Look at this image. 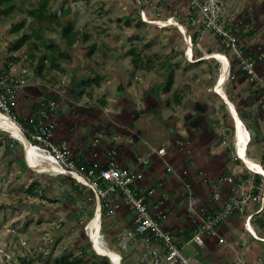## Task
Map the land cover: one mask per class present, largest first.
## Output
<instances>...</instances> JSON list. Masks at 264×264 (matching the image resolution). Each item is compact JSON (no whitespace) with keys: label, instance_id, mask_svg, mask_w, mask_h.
Returning a JSON list of instances; mask_svg holds the SVG:
<instances>
[{"label":"rangeland","instance_id":"obj_1","mask_svg":"<svg viewBox=\"0 0 264 264\" xmlns=\"http://www.w3.org/2000/svg\"><path fill=\"white\" fill-rule=\"evenodd\" d=\"M38 1L25 0L23 12L16 2L15 10L19 12L14 18L4 14L6 8L0 7V68L13 64L27 78L30 86L24 94V114L41 97L59 96L62 105L74 107L72 117L83 123H77V129L74 127L79 137L84 132L93 136L99 124L101 131L108 130L106 139L111 140L124 126L127 128L124 135L137 137V142L147 148L163 144L169 128L174 130L179 122L189 121L185 111L199 115L204 108L210 123L226 139V146L235 150L232 115L214 92L222 64L213 58L197 61V55L195 62L189 60L184 34L173 25L178 22L190 28L185 0H48L53 12L61 6L69 8L73 28L81 32L79 41L66 50L70 58L61 60L62 69L53 68L50 60L40 62L42 56L50 54L44 45L36 51V60L23 59L34 49L30 38L24 36L29 31L16 34L14 26L31 21L28 8ZM239 1L242 2L229 1V12L233 13L237 5L241 9L236 20L253 19L252 38L257 41L250 37L245 44L247 47L253 42L260 44L264 0H244L241 4ZM257 21L256 27L253 26ZM191 33L195 36L196 54H207V49L227 52L208 34L198 38V32ZM63 34L55 29L45 34L44 39L64 46ZM137 56L143 62L141 66L133 63ZM144 64L153 69L145 70ZM39 67L43 69L39 71ZM170 73L174 81L170 90L165 91ZM82 83L85 85L81 86ZM237 86L231 83L230 89L235 91ZM245 88L248 95H243L246 97L240 101L241 106L253 103L248 84ZM175 93L182 97L179 105ZM247 127L252 131V125ZM10 138L13 137L0 131V142L4 139L5 143L0 148V264H65L66 260L79 258H83L82 264H100L106 259L112 264L108 257L97 253L91 241L88 226L97 212V201L91 198L86 203L91 197L89 190L76 191L71 179L50 171L32 170L27 166L21 143H14V148L6 147ZM249 156L258 160L260 154L255 151ZM32 182L40 187L34 194H28L26 190ZM101 221L102 228L106 220L103 217ZM105 232L100 230L101 244L117 254L123 253V264H134L128 255L132 247L118 244ZM182 253L195 257L197 248L189 245Z\"/></svg>","mask_w":264,"mask_h":264},{"label":"built area","instance_id":"obj_2","mask_svg":"<svg viewBox=\"0 0 264 264\" xmlns=\"http://www.w3.org/2000/svg\"><path fill=\"white\" fill-rule=\"evenodd\" d=\"M229 1L185 0L187 6L185 13L190 28L178 22L173 25L178 27L181 32L180 27L183 26L185 32L182 33L186 44L187 37L190 38V43L187 44L189 47L192 46L193 48L194 45L192 30L195 33L198 32V38L203 37L202 34H208L219 41L221 47L227 52L217 53L227 57L230 70L233 64H237L246 74L248 82L252 85H258L261 94L257 103L260 109L264 110V78L259 73L260 64L264 60V50L258 43L248 47L243 45L241 31L246 28L245 21L235 19L238 17L237 13L240 12L238 8L233 14H230ZM142 17L145 15L143 14ZM169 22L172 23V20ZM197 37L196 39H198ZM214 53L216 52L212 51L211 54ZM211 54H206L202 58L205 59ZM192 58L188 56L189 60ZM230 78L231 72L228 80ZM29 86L27 78L18 73L13 64L0 68V117L14 124L25 139L24 141L17 140L12 134L0 128V131L13 137L7 141L6 147L14 148V143H21L26 157L27 144L32 146L43 158V164L52 167L51 170L43 169L42 172L50 171L59 177L71 179L77 186L93 193V197L97 201V212H100L101 218L105 215L107 217L115 216L122 204L127 206L133 213V226L117 233L114 239L121 245L131 244L142 248L136 264H205L200 258L184 256L183 247H179L175 243L172 233L162 225V213L156 215L151 213L148 201L154 198L156 190L142 185L145 176L141 169L150 164V159L138 158L137 165L133 168L121 166L117 163L118 150L112 149L108 152L109 161L103 163L100 160V141L98 137H95L91 141L89 150L90 162L79 165L72 152L70 142L66 139H55L57 113L61 105L58 101L41 97L34 104L30 114L24 116L20 113V98ZM2 142L4 143V139ZM3 143L0 148L4 146ZM174 145L182 154L189 152L190 142L186 138L178 137ZM156 154L163 158L166 156L167 150L160 148ZM109 163L111 167H108ZM259 165L263 169L262 172L256 171L246 164L249 173L248 179L242 180L239 175H230L218 178L217 182L211 181L212 198L217 205L222 200V192L218 189L219 184H229L233 186L235 191L240 190L244 183L247 184L248 188L244 196L241 198L233 196L228 201L222 202L219 208L213 205L199 212L189 208V211L193 213L192 224L195 230L185 246H202L206 236L219 238L220 229L237 210L241 211L252 204H256L257 208L254 214L263 211L264 165ZM167 171L172 173L174 170L168 166ZM188 173V170L183 169L180 175L185 177ZM257 176L262 177L261 185L257 182ZM204 178L206 177L203 174ZM187 187L189 188L190 185L187 184ZM251 217L252 215L248 217L249 220L247 221H250ZM248 224L247 222V228ZM122 260L123 258L120 256V264H122ZM235 264L246 263L239 260Z\"/></svg>","mask_w":264,"mask_h":264},{"label":"crops","instance_id":"obj_3","mask_svg":"<svg viewBox=\"0 0 264 264\" xmlns=\"http://www.w3.org/2000/svg\"><path fill=\"white\" fill-rule=\"evenodd\" d=\"M243 1H239L240 4ZM235 8L241 9L237 5ZM231 12L230 14L234 13V11L233 13ZM244 21L246 28L242 34V43L246 46L245 42L248 43L250 41L248 38L251 37L252 41H257V38H252V35L255 34V29L253 28L254 30L250 31L253 19L247 18ZM256 23L258 21L253 26L256 27ZM249 32H253V34L250 35ZM259 39L260 45L264 50V28L260 32ZM253 44L254 42L251 45L253 46ZM194 54L196 53L194 52ZM205 54L202 55L204 56ZM259 73L264 78V60L260 64ZM235 79L233 83L238 85V88H236L238 92L236 90L232 91L230 89L231 84L227 85V82L224 85V93L236 110H241L240 112H242L244 120L247 122V124L243 122L246 124L245 127L250 135L246 157L257 164L264 165V110H261L257 103L261 92L258 90V85L248 83L247 78L241 73L238 72ZM247 84L252 93L250 98L253 99V103L248 105L245 103L241 106L240 101L246 97L243 95H248V92L244 91ZM234 93L239 95L236 97ZM24 94L20 98V113L25 116L27 114H24V106L26 104ZM230 98H232V101ZM62 102L63 99L60 103V110L57 113L55 139H66L70 142L72 152L79 165L90 162L89 150L91 141L95 137H98L100 141V160L103 163L109 161L108 152L114 148L118 150L117 163L121 166L135 167L138 156L142 155L140 158L150 159V164L141 168L145 176L142 185L156 190L154 198L148 201L149 209L153 215L162 213L161 223L167 231L172 233L174 241L179 247L184 249L189 246H185V244L194 234L193 213L189 211V208H193L196 212L213 205L219 208L222 202L228 201L233 196L241 198L246 194L248 188L246 183L243 184L240 190L236 191L233 186L221 183L218 189L222 192V200L220 203L218 202V205L213 202L211 181L217 182L218 178L230 175H239L242 180H245L248 179L249 173L245 162L238 156L235 140V150L232 151L230 146H226V139L221 138L220 130L210 123L204 108L199 111V115L192 110L185 111V118H189V121L179 122L174 130L169 128V134L163 144L159 143L155 147L148 145L146 148L137 142L136 136L134 138L124 135L127 133V128L124 126L123 129L120 128L119 135L111 140L106 139L108 130L101 131L99 124L93 136L84 132L82 134L83 137H79L76 130L78 126L75 125L77 123L82 125L83 123L81 120H77L78 117H74L76 118L75 120L72 117L75 114L74 107L65 105L66 103L62 105ZM248 112H252V114L248 115ZM251 125L252 131L247 127ZM79 130L81 132L83 128ZM178 137L189 140V152L182 154L177 150L174 142ZM160 148H166L167 150V154L163 158L156 154V151ZM255 151L260 154L258 160L249 156L250 153ZM168 166L173 168L174 171L172 173L167 171ZM108 167H111L110 163ZM183 169L189 172L185 177L180 175ZM203 174L207 180L206 178L203 179ZM257 182L259 185L262 184L261 176H257ZM187 184L190 185L189 188ZM71 185H73L72 187H77L74 182ZM256 208L257 205L252 204L244 210H237L220 229L219 238L204 237V244L196 246L197 256L195 258L202 259L205 264H235L239 260L244 261L246 264H264V209L262 212L254 214ZM250 215L252 217L250 221H247ZM104 218L106 224L103 223L101 231H106L105 234L108 237L112 236L113 238L120 231L133 226V213L123 204L115 216L107 217L105 215ZM247 222L249 223L248 228L246 226ZM128 245L132 247L130 254H128L130 255V261L133 260L134 264H136L142 248H138L136 245ZM119 255L122 258L125 257L123 253Z\"/></svg>","mask_w":264,"mask_h":264},{"label":"trees","instance_id":"obj_4","mask_svg":"<svg viewBox=\"0 0 264 264\" xmlns=\"http://www.w3.org/2000/svg\"><path fill=\"white\" fill-rule=\"evenodd\" d=\"M16 2L19 3V10L23 12L24 10V4H25V0H0V7L2 8H6V10H4V14L6 15H11L12 18H14L17 13L19 12V10H15L16 6ZM48 0H39L38 2H35L31 5L29 9V16L31 17V21L26 24L25 22H22L20 24H17L14 26L15 30L14 32L16 34H20L23 30L27 29L29 31V33L24 34L25 37H27V40L30 38V43L32 46V50L31 53L28 56H24V59L29 57L30 60L34 61L36 60V51L39 49L40 45H44L47 46V49L49 50L50 54L47 56H42L40 62L44 63L47 60H50V65L55 68V69H62V64H61V60H65V59H69L70 57L68 56L66 50L68 48H71L76 42L79 41V37H80V31L79 30H75L73 28V23L71 22V19L69 17L70 15V9L69 8H65V7H60L57 11L53 12L52 10H50V8L47 5ZM61 30L62 32L65 33L64 35V41H65V45L64 46H58L55 45L54 43H48L45 39H44V35L47 34L49 31H53V30ZM252 31V30H250ZM249 34H253V32H249ZM38 39V42H31V39ZM194 41H195V36H194ZM48 43V44H47ZM208 53L210 54L212 53V50L207 49ZM197 55V57H196ZM199 55V56H198ZM203 55L200 53L195 54V57L198 59H200ZM13 60V58H12ZM16 61L18 59H15ZM13 63V62H11ZM133 63L136 66H141L142 65V60L139 56L133 58ZM9 65V63L7 64ZM6 65V67H8ZM145 65V64H144ZM238 67V68H237ZM43 68L39 67V71H41ZM153 69L152 66L149 65H145V70L147 71H151ZM241 73L244 77H246V74L241 70V68L237 65V64H233L231 66V78L229 79L228 84L233 83V81H235L237 73ZM173 74H169V77L167 78L166 81V86H165V91H169L172 84H173ZM247 78V77H246ZM97 82V80H95ZM83 84L85 85V83H82L81 86H83ZM176 103L179 105L180 101H181V96L179 94H174ZM56 101H58L59 103H61V100L59 96L57 97H50ZM230 100L232 101V98H230ZM241 119L243 122H245L244 120V115L242 114V112H240V109H237ZM0 146H2V143L0 142ZM9 148V147H7ZM77 186V185H76ZM40 187V185L37 182H32L30 184V186L27 188L26 192L28 194H34L35 191ZM76 191H81L83 190L80 186H77ZM91 197L88 199V201L86 203H89V200H92L91 198L93 197V193L90 192ZM84 262L83 258H79L76 260H66L64 261L65 264H82ZM124 262V258L122 260V264ZM100 264H110L109 260L106 259V261L104 263H100Z\"/></svg>","mask_w":264,"mask_h":264},{"label":"bare ground","instance_id":"obj_5","mask_svg":"<svg viewBox=\"0 0 264 264\" xmlns=\"http://www.w3.org/2000/svg\"><path fill=\"white\" fill-rule=\"evenodd\" d=\"M182 32H185V29L180 27ZM189 37H187V44L190 43ZM194 50L191 47H187V55L189 58H192V62H195V58L193 56ZM209 58H214L218 60L222 64V70L221 73L217 79V83L214 88V92L218 94L226 103L227 107L229 108L230 114L232 115L233 118V123H234V129H235V145H236V150L238 152V156L247 164L250 168L262 172L263 169L260 167L259 164H257L254 161L249 160L246 157V149L250 140V135L248 130L245 128V125L240 118L236 108L234 105L228 100L224 93V85L226 84L228 78H229V73H230V66H229V61L226 56L220 53H214L208 56L206 59ZM0 128L5 130L6 132L12 134L14 138L20 141H24V137L21 135L20 131L12 124L9 120L0 117ZM26 156L28 157V162L31 165V167L39 170H51V166L44 165L42 162V157L39 156V153L32 147L27 144L26 147ZM89 231H90V237L92 244L97 251L99 255L102 256H107L112 264H120V255L117 254L116 252H113L106 247H104L101 244L100 241V229H101V215L100 212H96L94 218L92 219L91 223L88 226Z\"/></svg>","mask_w":264,"mask_h":264},{"label":"clouds","instance_id":"obj_6","mask_svg":"<svg viewBox=\"0 0 264 264\" xmlns=\"http://www.w3.org/2000/svg\"><path fill=\"white\" fill-rule=\"evenodd\" d=\"M210 54H211V53H210ZM193 56H195V54H193ZM187 57H188V55H187ZM202 57H203V56H202ZM202 57H201V58H202ZM201 58H200V59H201ZM200 59H199V60H200ZM213 59H214V58H213ZM197 61H198V60H197ZM230 72H231V70H230ZM228 81H229V80H228ZM228 81H227V82H228ZM227 82H226V83H227ZM225 85H226V84H225ZM219 97H220V96H219ZM225 104H226V103H225ZM228 109H229V108H228ZM232 119H233V118H232ZM244 125H246V124H244ZM245 128H246V127H245ZM235 137H236V136H235ZM235 137H234V138H235ZM25 160H26V163H27V166H28V167H30L32 170L35 169V168L31 167V165L29 164V162H28V157H27V156L25 157ZM73 182H74V181H73Z\"/></svg>","mask_w":264,"mask_h":264},{"label":"water","instance_id":"obj_7","mask_svg":"<svg viewBox=\"0 0 264 264\" xmlns=\"http://www.w3.org/2000/svg\"><path fill=\"white\" fill-rule=\"evenodd\" d=\"M105 257H107V256H105Z\"/></svg>","mask_w":264,"mask_h":264}]
</instances>
